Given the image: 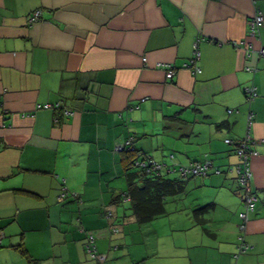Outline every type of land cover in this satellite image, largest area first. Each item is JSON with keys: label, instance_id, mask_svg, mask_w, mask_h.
Segmentation results:
<instances>
[{"label": "crops", "instance_id": "crops-1", "mask_svg": "<svg viewBox=\"0 0 264 264\" xmlns=\"http://www.w3.org/2000/svg\"><path fill=\"white\" fill-rule=\"evenodd\" d=\"M258 11L264 20V0H0V264H100L88 235L102 264H264V21L248 35ZM194 45L195 74L183 66ZM250 114L256 203L242 230L224 140H242ZM128 140L134 151L115 150ZM140 154L173 167L207 159L220 173L164 174L162 213L140 223L119 200Z\"/></svg>", "mask_w": 264, "mask_h": 264}, {"label": "built area", "instance_id": "built-area-1", "mask_svg": "<svg viewBox=\"0 0 264 264\" xmlns=\"http://www.w3.org/2000/svg\"><path fill=\"white\" fill-rule=\"evenodd\" d=\"M40 20V12L35 11L30 14L28 18V22L31 24L33 22ZM263 15L260 11L256 12L252 17V20L249 25L248 35L252 38H256L258 36V31L260 27L263 25ZM251 50L250 47L247 50V56H250ZM259 54H263V50L260 49L258 51ZM199 58V52L197 50L196 45H194V55L193 58L189 60V62L185 63L183 66L190 70L192 73H199V68L197 66V60ZM145 61V59H143ZM155 67L163 68L165 72V77L167 79H171L175 74V69L171 64H162L157 63ZM248 71H254L255 67H246ZM244 94L246 97V101H251L256 96L255 88L253 86L246 87L244 89ZM58 104H46L44 106H37V108H58ZM66 114L67 111H64ZM251 124V114L248 116L247 120V132L245 136L240 141H232L228 138L224 140V142L228 145L234 146V152L237 158V162L233 167L227 168L228 172L235 171L236 181L238 190L240 191L241 200L243 202V210L238 214L239 219L241 220L240 229L244 230L245 223L248 220V214L254 211L256 197L254 193L251 191L250 182L252 178L251 171V160L256 156L257 152L253 149V139L249 134V127ZM131 142L128 140L124 144H119L116 146V151H132ZM140 159L133 160V166L144 169V172L149 175L160 176L164 174H178L180 178H187L193 176H206L210 172L214 174H219L220 170L214 167L210 160H204L203 162H191L188 165H179L176 167L167 166L166 164L155 162L151 160L148 156H143L140 154ZM68 193L65 189H62L59 194V200H63L67 197ZM123 200H128L123 198ZM2 235H0V245H1ZM248 247L241 240V244L239 246V252H244ZM86 250L89 253L92 259L98 261V263L102 264L105 260V256L102 254H98L95 250L94 239L91 235L86 237Z\"/></svg>", "mask_w": 264, "mask_h": 264}, {"label": "trees", "instance_id": "trees-1", "mask_svg": "<svg viewBox=\"0 0 264 264\" xmlns=\"http://www.w3.org/2000/svg\"><path fill=\"white\" fill-rule=\"evenodd\" d=\"M135 168L139 172L134 171V173L128 175L127 192L119 200L128 199L137 221L142 223L160 216L162 213V198L170 191L167 188L164 175L151 176L146 174L144 169ZM138 181H140L139 186L136 185Z\"/></svg>", "mask_w": 264, "mask_h": 264}, {"label": "rangeland", "instance_id": "rangeland-1", "mask_svg": "<svg viewBox=\"0 0 264 264\" xmlns=\"http://www.w3.org/2000/svg\"><path fill=\"white\" fill-rule=\"evenodd\" d=\"M173 175H175V174L173 173V174H171V175H169V176H173Z\"/></svg>", "mask_w": 264, "mask_h": 264}]
</instances>
